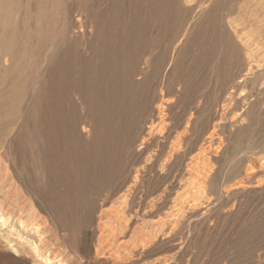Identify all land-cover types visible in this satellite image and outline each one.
I'll return each instance as SVG.
<instances>
[{
	"label": "rangeland",
	"instance_id": "obj_1",
	"mask_svg": "<svg viewBox=\"0 0 264 264\" xmlns=\"http://www.w3.org/2000/svg\"><path fill=\"white\" fill-rule=\"evenodd\" d=\"M0 264H264V0H0Z\"/></svg>",
	"mask_w": 264,
	"mask_h": 264
}]
</instances>
